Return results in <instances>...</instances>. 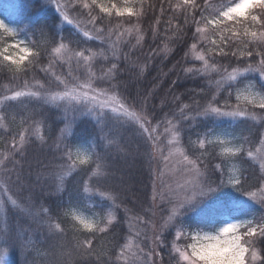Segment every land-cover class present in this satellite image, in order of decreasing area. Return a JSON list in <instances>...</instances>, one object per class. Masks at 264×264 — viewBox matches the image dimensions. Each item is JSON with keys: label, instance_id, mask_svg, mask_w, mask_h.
I'll use <instances>...</instances> for the list:
<instances>
[{"label": "trees", "instance_id": "16d2710c", "mask_svg": "<svg viewBox=\"0 0 264 264\" xmlns=\"http://www.w3.org/2000/svg\"><path fill=\"white\" fill-rule=\"evenodd\" d=\"M63 1L69 7L65 11L72 25L60 17L51 0H0V19L17 32L13 37L0 30V49L24 41L31 52L21 66L27 71L19 74L10 71L14 65L0 57V186L10 190L9 182H15L18 209L25 217L15 222V215L9 211L5 222L0 219V236L10 235L25 244L19 253L16 247L12 249L19 259L7 253L13 259L10 264H28V260L32 264H128L126 253L134 258L127 251L134 239V219H148L154 206L149 186L156 139L149 140L133 126L113 121L108 115L96 119L82 108L68 113L60 103L46 105L48 100L43 96L39 101L30 96L10 99L17 91L61 94L66 89L56 77L67 81L69 89L89 80L94 88L106 89L103 97L115 96L129 113L146 116L151 132L155 129L153 137L162 135L168 126L174 128L181 150L198 163L207 182L220 195L219 205L207 217L198 219L194 215L185 220L188 234L206 227L217 229L245 216L257 217L259 211L239 199L259 193L264 186V161L254 159L264 142V109L242 103L237 97L253 89L264 98L260 58L245 57L243 62L239 56L222 58L211 51L215 47L211 42L219 44L223 35L230 38L232 50L255 51L253 42H259L260 37L245 36L240 27V36L234 37L230 31L221 32L207 24L201 19L204 0H195V8L186 6L184 0H129L127 4L125 0H102L106 6L128 5L133 14L117 16L113 11L108 17L96 8L95 24L90 22L86 9L73 8L72 0H57L59 6ZM83 2L90 0H76L77 6ZM210 2L213 10H218L238 0ZM261 11L255 8L253 14ZM204 16L211 19L207 12ZM227 27L232 28V23L228 22ZM245 27L249 32L264 31L258 24ZM101 28L104 32L98 33L96 30ZM197 28L202 31L197 33ZM85 31L104 39H88L83 35ZM60 43L65 49L57 54L52 49ZM194 43L196 48H192ZM192 49L205 60L196 59ZM101 50L108 59L96 56L89 64L74 55L83 51L87 56ZM37 51L41 54L38 62L33 55ZM112 63L117 65L114 78L110 74L103 81L97 80L96 76L108 73ZM249 65L255 70L243 72ZM189 68L193 71L188 72ZM233 68L238 71L233 73ZM233 75L234 80L230 79ZM226 101L230 106L226 110L244 111L246 115H196L209 104L223 108ZM184 105L189 107L184 109ZM181 110L194 119H182ZM229 133L239 137L243 149L235 156L224 154L220 145L210 141ZM80 148L91 153L84 164L76 159ZM8 162L15 167L14 178L5 168ZM216 165H220L219 170H214ZM233 171L237 179L244 180L249 196L228 188ZM76 212L96 214L100 223L93 231L86 230L75 219ZM175 237L172 231L162 236L167 242L157 250L160 264H176L172 256L167 257ZM87 242H91V249ZM190 242L179 243L186 247ZM257 247L264 249V243ZM20 258H24L23 263ZM248 264H253L250 256Z\"/></svg>", "mask_w": 264, "mask_h": 264}, {"label": "rangeland", "instance_id": "374dc122", "mask_svg": "<svg viewBox=\"0 0 264 264\" xmlns=\"http://www.w3.org/2000/svg\"><path fill=\"white\" fill-rule=\"evenodd\" d=\"M12 2H19V0H12ZM64 5L65 2L63 1L60 4V6L63 7ZM124 7H128V5L123 6L121 8ZM0 21L2 20L0 19ZM7 26L10 27L9 25ZM0 30L8 34L3 29ZM21 47H27V46L25 44H21ZM18 51H19L18 49L8 47L7 54L12 55L14 53H17ZM196 53L197 52L194 49H192V55L197 59L199 55ZM30 55L31 52L28 55V58L30 57ZM87 64H89V61ZM56 94L58 93H47L41 96L45 97V99L48 100L46 105H51L49 103H53V102H55V105L60 103V105L62 104L66 106V110L68 111V113H72L70 109L74 110L75 108V110H81L82 108L83 110H86L87 114L95 117L96 119H101L102 117L108 115L109 118H111V120L113 121H116L118 123L121 122V123L129 124L130 126L136 128L138 133H141L147 138L149 134L145 133L143 129L140 127V125L144 124V127L148 128L149 132H151L150 130L151 125L148 124L146 120V116L144 114L134 115L131 112L129 113L124 106L123 108L120 107L122 104L118 100L111 101L109 98L103 96L98 97L97 102L81 101L78 103L76 101H69L68 99H59V98L55 100L50 99L52 95H56ZM89 94L92 95L93 93L90 92ZM34 98L37 101H39V98L36 97ZM239 98L241 99L242 103L245 104L249 103L253 105H258L260 102H262V99H264L253 89L244 90L242 93H240ZM100 103H105L108 106L101 108ZM112 107H116L117 112H112L111 111ZM227 119L229 120V118ZM157 137L158 139H156V142L154 143L155 147L153 146L152 148V157H151L152 179L149 186L151 203H154V206L152 208V211H149L148 219L146 220L134 219V223L132 224L134 239L127 247V251L132 256H134V258L126 253L125 259L128 264H146V261L148 260L149 257H150V264H160L157 255L158 254L157 250L159 246L157 245V243L154 242L155 236L157 234H161V236H163L167 231H172L175 234L177 231H180L182 233V236L179 240L175 239V242L182 249H184L185 246L183 245V243H179L180 240H183V242H187L188 239L189 240L191 239V242L189 243L191 244L194 242L193 238L214 236L218 233L221 227L227 226V224L229 223L237 224L238 225L237 232L239 233L240 231L243 230L242 227L239 226L240 221L252 219L249 216H245L244 219L226 223L217 229L206 227L205 229L190 231L188 234L185 220H187L188 217L194 215H196L198 219L207 217L206 215H208V213L211 212V210L214 209V207L219 205L220 195L218 194L217 188L214 187L210 182H207L205 178L206 176L205 172L198 165V163L187 157L185 153L181 150V148L179 147V143L177 142L176 139L175 130L172 126L166 127L163 130L162 135H158ZM210 141L216 142V144L220 145L223 150V153L229 156H235L232 155V151H234L236 148H240V139L233 133L225 134L219 137L214 136L213 138H211ZM166 157L167 159H165ZM185 157H187V159H185ZM90 158H91V153L89 150H87V148H80L76 150V159L79 162L81 160L87 162L90 160ZM254 159L258 160L259 163L264 161V142L260 146L256 154V157ZM5 168L8 171L9 177L14 178L15 176L14 165L11 166V164L8 162ZM196 169H198L200 173L199 175L200 183L197 185L195 195H199V192L201 190L205 192L206 195L204 197L198 198L197 201L193 202L192 204L185 205V207L181 209V214L178 215L177 217H174L171 221H169L168 217L169 215H171L173 208L176 207L180 202L189 200L193 197L194 193L192 191L191 184H189L188 188L184 189L183 191H181L178 185L184 184L187 181L196 178V171H195ZM231 175H232L231 180H229L228 182V188L235 189V187L231 186V184L234 183L235 180H237V175L235 171H233ZM14 184L15 182H9V186H11L10 190H7L6 188L2 190L0 186V219H2L4 222L5 219H8L9 211L15 215L14 217L15 222L25 220V217L18 209L19 200L18 197L16 196V190L14 188ZM209 188H211L213 191L209 192L208 191ZM154 196H155V200H153ZM12 200L16 201L15 205L12 204L11 202ZM239 200L244 205L255 207L256 210L259 211V215L257 216V218L260 217L261 215H264V207H261V205L257 203L259 201H264V186L262 187L259 193L250 195L248 198H241ZM75 219L81 226L82 224L80 223V221L93 223L96 227L100 223L99 216L88 212L87 213L76 212ZM166 221L168 222L167 224L165 223ZM137 232L141 233L140 237H137L136 235ZM144 233H146L147 236L149 237L147 242H144L143 240ZM8 237L9 238H7V236H0V264H10V260L13 262L12 259L13 257L15 260L19 259V256L18 255L15 256L12 249H15L16 247L17 249H15V252L19 253L25 246V244L22 245L19 240L16 241L15 237L10 235ZM4 249H7V251L5 252ZM140 249H143V251H140ZM10 252L12 253V258L7 254ZM25 253L29 254L31 253V251L28 250L25 251ZM171 256L173 258L176 257L177 254L171 253L170 255V253L168 252L167 257H171ZM51 258L52 256L49 259L50 261ZM20 260L23 263L24 258H20ZM174 261L177 264V260L174 259ZM25 263H27V261H25ZM28 264H32V262L28 260ZM46 264H49V262L47 261ZM180 264H186V262L180 261Z\"/></svg>", "mask_w": 264, "mask_h": 264}, {"label": "snow or ice", "instance_id": "6c2138e0", "mask_svg": "<svg viewBox=\"0 0 264 264\" xmlns=\"http://www.w3.org/2000/svg\"><path fill=\"white\" fill-rule=\"evenodd\" d=\"M51 2L55 5L57 12L60 14V17L66 21L68 24H73V20L69 19L68 14L65 13V9L68 8V5L65 4L63 7L59 6L57 3V0H51ZM73 8H82L87 10V15L90 17V22L95 24L98 17L96 15H93V12L96 8L99 9L100 13L105 14V16L111 17L113 11L117 16H123L125 13L133 14V9L131 7H118L116 3H112L111 6H106L102 0H90V3L83 2L82 5L77 6L76 0H72ZM125 3H129V0H125ZM184 4L191 5L193 8L196 7L195 0H184ZM258 8L261 11L260 14H253V9ZM207 12L208 16L211 17V19H208L204 16V13ZM83 15L84 13L81 12ZM99 19L102 21L104 19L103 16L99 17ZM201 19L206 22L207 24L212 25L215 29L221 30V32H228L230 31L232 33V36L238 37L240 36V32L237 31V28H244V35L245 36H251L253 38H256L257 36L260 37L259 42H253L254 47L257 50H253V48H245V50H232L230 41V38L225 37L222 35L221 42L218 44L216 41H212L211 43L215 46L213 51L214 54H218L222 58H231V57H237L239 56L241 58V62H243V58H252L253 60L259 56L260 60V76L261 78H264V31H260L257 33L256 31L249 32L247 27L245 25L247 24H258L262 29H264V0H238V2H235L231 4V6L222 5L218 10H213V5L210 2V0H204L203 5L201 6ZM228 22H231L233 27L228 28L227 24ZM185 23H188V17H185ZM0 29H3L6 31L9 35L15 37L17 35L16 30L8 27L3 21H0ZM98 33H103L104 29H97ZM197 33L201 32L202 29L197 28ZM109 37L111 36L112 32L109 30ZM42 36L45 35V33H41ZM85 37L88 39H101L103 41L104 37L101 35H97L95 37L90 36L87 31L83 33ZM119 39V36L117 37ZM143 39V37H141ZM56 42V41H55ZM54 41L51 40V44H55ZM24 41H19L16 44H11L8 47L18 49L19 51L17 53H14L12 55L7 54L8 48H2L0 49V57L3 58L4 61H10L12 65H14L13 68H10V71H13L16 74H19L21 72H26L27 69L22 68L21 66L24 64V62L28 59V55L30 54V49L27 47H21V44H24ZM167 48V46H165ZM192 48H196V44H192ZM62 49H65V45L63 43H60L58 47H54L52 49L55 53H60ZM225 49H228L227 51ZM90 51V50H89ZM35 57V60L38 62L40 59V52L37 51L33 54ZM74 55L76 57L83 58L85 64L88 63L93 57L96 56H102L104 59H108L107 56H105L104 51L101 50L99 52H91L90 55H85L83 51L75 52ZM113 55H115V52H113ZM199 60H205V57L203 55H200L197 57ZM207 63V61H205ZM215 67V65H213ZM45 70V69H42ZM255 69L252 68L251 65L249 67L243 69V72H251ZM91 76H95V73H91ZM117 71V65L115 63L111 64L110 69H108V73L96 76L95 78L97 80H105V77L107 75H112L114 78V74ZM188 72H192L193 70L191 68L187 69ZM227 71V69H225ZM233 73H236L238 70L233 68ZM69 75H71V65L69 64ZM59 84L64 85L66 91H64L61 94L52 95L50 99H68L69 101H90V102H97L98 97L100 96H106L107 90L103 88H94L91 80H89L87 83L79 85L77 87L68 88L67 81L60 79V77H56ZM230 79H235V75L231 76ZM115 87V85H113ZM94 93L90 95L89 93ZM231 95V93H229ZM22 96H30V97H36L41 98V94L39 92H21L17 91L15 92L10 99L16 100L19 97ZM111 101H115L116 97H110ZM215 100V97L212 98ZM239 99V97H237ZM2 102V101H0ZM108 105L105 103H100V107L104 108ZM257 106L261 109H264V99H262V102H260ZM123 108V105L120 106ZM189 106L184 105V109H187ZM230 108V106L227 104V101L225 102V106L222 107H213L211 104L202 112L198 111L196 115L198 116H206L209 114H215L218 116H229V117H243L246 115L244 111L239 110H226ZM112 112H117L116 107L111 108ZM126 112V110H125ZM181 118L182 119H194V117H191L187 115L183 110H181ZM252 119H255L253 116ZM171 123V121H169ZM140 127L143 129L145 133H148V139H158V137H153L151 132H149V129L144 127V124H141ZM155 129H152V132H154ZM167 131V129H166ZM21 140H23V137H21ZM155 147V145H153ZM15 147V145H13ZM200 147H204V142H200ZM227 151V150H226ZM243 151L242 148H236L234 151H232V155H236L237 153ZM248 155L251 156L252 153L249 151ZM68 158L71 159V155L68 154ZM167 159V157L165 158ZM187 159V157H185ZM86 161L81 160L80 163L84 164ZM2 163V161H0ZM192 163V162H190ZM262 170H264V164H261ZM220 165H216L214 170H219ZM196 178L187 181L184 184L178 185L183 191L184 189L188 188V185L191 184L192 191L194 193L193 197L189 200H185L180 202L176 207L173 208L171 215H169L168 220L171 221L174 217H177L181 214V209L185 207V205L192 204L193 202L197 201L198 198L204 197L206 195L205 192L202 190L199 192V195H195V191L197 188V185L200 183L199 181V170L196 169ZM264 179V177H262ZM221 183H224L221 180ZM244 180L237 179L234 183L231 184V186L235 187L238 191L244 192L247 196L250 195L249 190L244 188ZM260 186V185H258ZM209 192L213 191L211 188L208 190ZM153 200H155V196L153 197ZM13 205L16 204L15 200L11 201ZM261 205V207H264V201L257 202ZM46 211V210H44ZM131 219V218H130ZM135 219L140 220V217H135ZM83 228L93 231L95 229V225L90 222L80 221ZM168 223L167 221L165 222ZM234 228V235L236 237L235 239V255H229V254H216L212 252L204 253L202 252V248L204 247V242L211 239V236H205L203 238H193L194 242L187 245L184 249H182L175 240L172 242L171 247L169 249V253H176L177 256L173 257L177 260V264H180V261H185L186 264H248L249 256L251 260L253 261V264H264V255H262V252H264V249H260L257 247V245L264 243V215H261L260 217H253L249 220L240 221L239 226L242 227V231L239 233L237 232L238 225L232 223ZM58 227V225H57ZM99 231L104 232L106 229L100 228ZM137 237L141 236L140 232L136 233ZM182 236V233L180 231L176 232V240H179ZM149 237L146 233L143 234V240L144 242H147ZM155 243H157L158 246H163L167 241L162 238L161 234H157L155 236ZM87 247L91 249L92 244L91 242H87ZM124 247H127L125 245ZM190 249V251H189ZM6 252L7 249H4ZM123 251V250H122ZM140 251H143V249H140ZM158 255V254H157ZM146 264H150V257L146 261ZM163 264V261L161 262Z\"/></svg>", "mask_w": 264, "mask_h": 264}, {"label": "clouds", "instance_id": "9594fccd", "mask_svg": "<svg viewBox=\"0 0 264 264\" xmlns=\"http://www.w3.org/2000/svg\"><path fill=\"white\" fill-rule=\"evenodd\" d=\"M235 235L232 223L219 229L218 233L204 242L202 252L235 255Z\"/></svg>", "mask_w": 264, "mask_h": 264}]
</instances>
